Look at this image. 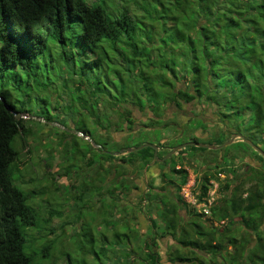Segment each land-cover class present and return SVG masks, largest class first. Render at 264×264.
Returning <instances> with one entry per match:
<instances>
[{
	"label": "trees",
	"instance_id": "16d2710c",
	"mask_svg": "<svg viewBox=\"0 0 264 264\" xmlns=\"http://www.w3.org/2000/svg\"><path fill=\"white\" fill-rule=\"evenodd\" d=\"M129 3L130 6L122 5L117 13L109 15L106 10L113 12V8L107 0L91 3L0 0V71L13 77L23 75L21 79L25 80L20 84L23 87L39 85L34 71L38 57L46 49L56 55L52 60L59 69L60 65L68 66L72 52L76 55L88 52L93 56L77 67L80 78L84 67L95 68L94 107L79 99L85 110L81 116L90 118L94 126L91 130L95 133L92 139L96 144L95 154L85 151L80 157L85 164L92 166L95 162L96 165L90 179L95 178V189L89 187V191L102 189L103 174L107 175L111 169L103 165V159L115 157L130 166L153 159V147L149 146L114 155L121 146H116L107 132L122 131V128L132 131V108L151 114L143 128H157L153 123L166 126L161 118L162 106L179 109L184 103L205 101L215 106V114L221 121L226 120L244 138L253 144L262 142L264 0H131ZM13 83L18 85L17 80ZM82 83L83 80L77 82V91ZM7 93L0 90V264H32L36 254L23 250L27 241L24 230L38 227L37 233L43 231L39 218L46 223L57 212L49 209L48 218L38 216L37 209L26 202L33 191L24 192L12 182L13 175L17 174L18 158L12 141L29 129L21 118L13 116L15 112H27L25 106L20 104V110L17 109L7 100L10 97ZM123 106H126L124 110ZM41 118L49 120L46 116ZM140 144L143 142L133 146ZM240 144L251 149L245 143ZM164 154L157 150L155 156ZM222 161L221 168L227 165L223 157ZM169 171L177 175V180L167 178L165 172H161L162 179L178 190L186 180V169L171 167ZM211 177L214 176L203 173L198 178L201 193L205 192V184ZM112 190L116 191L115 186L109 192ZM219 190L223 193L210 207L209 218L228 221L229 226L216 228L209 218L206 226L197 223L201 214L186 210V203L174 193L168 208L156 213L161 227L147 215V236L131 231L129 238L127 232L98 229L96 225L95 264H158L156 240L165 235L177 243L168 252V264H264V233L259 229L264 221L263 189L245 188L243 177H225L219 183ZM152 197L145 192L141 200L152 202ZM111 202L114 203L108 198L105 204ZM182 209L188 214L184 222L190 233L181 225L179 211ZM102 211L106 213L105 208ZM109 216L113 217L114 213L110 212ZM234 218L238 228L232 226ZM99 222L106 225L105 218ZM250 236L254 239L251 246L248 245ZM225 244L230 245L231 251L225 249ZM50 249V242L42 246L41 257L47 256ZM223 250V262L216 263V254ZM236 257L238 261L234 262Z\"/></svg>",
	"mask_w": 264,
	"mask_h": 264
},
{
	"label": "rangeland",
	"instance_id": "374dc122",
	"mask_svg": "<svg viewBox=\"0 0 264 264\" xmlns=\"http://www.w3.org/2000/svg\"><path fill=\"white\" fill-rule=\"evenodd\" d=\"M86 1L91 3L95 0ZM130 1L107 0L114 13L111 10L106 11L111 13L109 15H113L125 4L130 6ZM55 56L53 52H48L46 49L38 57L39 63L34 72L37 74L35 77L39 85L32 82L37 88L20 85L21 81L25 80V78L21 79L23 75L13 77L7 72L0 71V90L10 94L7 100L17 109L20 110V104L25 106L27 112H21L19 118L29 129V132L25 134L19 133L12 141L13 149L18 151V158L15 161L17 174L13 175L12 182L24 192L33 191L34 194L26 202L37 209L38 216L48 218L47 210L49 209L57 212L46 223L39 218L38 222L43 227V231L40 230L37 233L38 227H29L24 230L27 241L23 250L26 253L32 250L36 254L32 264H95L96 225L98 229L127 232L129 238L131 231L137 232L141 237L148 235L147 215L155 219L156 226L161 227V219L156 217V213L168 208L174 193L179 194L180 190V188L174 189L173 185L167 184L162 179L161 172H165L167 178L177 180L175 177L177 175L169 171L171 167L186 169V180H194L196 186L198 178L203 173L212 174L214 177L209 178L205 185H208L209 180L215 181L218 184V198L223 193L219 190V183L225 177L232 179L243 177L245 188L264 191L262 162L251 149L244 148L240 144L242 141L239 138H233L229 144L215 150L198 149L193 145V147L183 146L161 160L171 148L193 141L192 139L198 143L220 145L225 143L233 135L232 133H240L231 128L226 120L221 121L216 116L214 105L198 100L184 103L179 109L162 106L161 118L166 126L164 124L158 126L160 122L153 123L157 128L153 126L143 128L142 125L148 122L147 119L152 117L151 114L132 108L130 115L134 120L133 130L128 131L124 128L122 131L108 130L107 134L115 140L116 146H121V149L143 142L153 146L159 145L160 148L155 146V153L158 150L165 154L158 155L156 160L152 162V159L146 164L139 161L135 166L124 164L115 157L103 159V165L111 169L107 175L103 174L105 181L101 185L102 189L98 192L89 191V187L95 189V178L90 179L95 174L93 172L96 165L94 162L92 166H89L80 157L85 151L95 154V145L92 141L95 139V133L91 130L94 126L90 124V118L81 116L85 110L80 102L82 100L91 107L95 105V68L90 70L84 67L79 73L80 78L77 67L80 62L89 60L93 56L88 52L78 55L72 52L68 66L60 65L61 69L53 63L52 58ZM72 71L75 75L71 74ZM13 80H17L18 85H15ZM79 80H83V86L77 91L75 87ZM93 88V94H91L90 91ZM124 108L126 106L121 107L122 110ZM22 115H26V118L21 117ZM41 116H46L49 120L42 119ZM82 132L88 135V139L81 137ZM60 134L62 135L58 139ZM214 142H220V144H214ZM259 143L261 150L264 151V139ZM121 154L124 155L126 152ZM222 157L227 164L222 167L224 171L218 170L222 169ZM218 173H221V178L218 177ZM111 186H115L114 193L113 190L109 192ZM145 192L153 196L152 202L141 200ZM108 198L115 204L111 202L109 206L106 205ZM103 208L106 211V213L102 211L104 215L101 212ZM189 209L192 208L186 203V210ZM110 212L114 213L113 217L109 216ZM179 214L182 218L181 225L185 226L184 228L190 233L191 230L184 222L188 214L183 209L179 211ZM209 217L201 214L196 222L206 226L208 225L206 220ZM101 218H105L106 225L99 222ZM209 219L212 225L219 229L223 225H228V221L225 220L218 222L213 218ZM232 226L238 228L235 218ZM259 229L264 233V221ZM250 238L249 246L254 243L253 236ZM49 242L51 243L49 254L42 258L40 249ZM156 243L160 254L158 264H168L170 257L168 252L177 246L176 241L169 235H165L158 237ZM230 248V245L225 244L226 250L231 251ZM224 254L225 250L216 254V263L223 262ZM235 261H238L237 257Z\"/></svg>",
	"mask_w": 264,
	"mask_h": 264
},
{
	"label": "built area",
	"instance_id": "2783aa9c",
	"mask_svg": "<svg viewBox=\"0 0 264 264\" xmlns=\"http://www.w3.org/2000/svg\"><path fill=\"white\" fill-rule=\"evenodd\" d=\"M21 117L26 118V115H22ZM218 177H222L221 173H218ZM217 187L218 184L215 181L209 180L205 192L201 193L194 180H186L180 186L179 195L193 210L204 216H209L210 207L218 198Z\"/></svg>",
	"mask_w": 264,
	"mask_h": 264
},
{
	"label": "water",
	"instance_id": "95a60500",
	"mask_svg": "<svg viewBox=\"0 0 264 264\" xmlns=\"http://www.w3.org/2000/svg\"><path fill=\"white\" fill-rule=\"evenodd\" d=\"M8 110H10L9 108H7ZM13 116L15 119H18L20 117V113L19 112H15L13 113ZM81 137L85 138V139H88L87 136L83 135L82 133H80ZM233 138H239L240 141H242L243 143L247 144L248 146H250L254 151H256L262 158V161L264 163V152L261 151V149L253 144L250 140L246 139L243 137L242 134H233L225 143H222L220 145H212V144H204V143H198V142H195V141H187V142H184L180 145H177V146H174L173 148L170 149L169 153L167 155H165L161 160H164L165 158H167L171 153H173L174 151H176L177 149L183 147V146H187V145H193V146H196V147H200V148H207V149H212V150H215V149H218V148H221L227 144H229ZM93 145L96 146L95 143H93ZM144 146H152L150 145L149 143H143V144H140V145H137V146H133V147H128V148H122L120 151L118 152H115L114 155H118V154H121V153H129V152H132V151H136V150H139L140 148L144 147ZM154 148V153H153V160H156L157 158L155 157V151H156V147L152 146Z\"/></svg>",
	"mask_w": 264,
	"mask_h": 264
},
{
	"label": "flooded vegetation",
	"instance_id": "af4514ba",
	"mask_svg": "<svg viewBox=\"0 0 264 264\" xmlns=\"http://www.w3.org/2000/svg\"><path fill=\"white\" fill-rule=\"evenodd\" d=\"M232 134H237V133H232ZM240 134V133H239ZM243 143V142H242ZM150 144V143H149ZM151 145V144H150ZM255 145H257L260 149H261V147H260V143H258V144H255ZM153 146V145H152ZM150 147V146H149ZM155 147V146H154ZM252 149V148H251ZM153 150H154V148H153ZM253 150V149H252ZM254 151V150H253ZM261 151H263V150H261ZM254 152H256V151H254ZM264 152V151H263ZM257 153V152H256ZM258 154V153H257ZM259 155V154H258ZM260 156V155H259ZM156 157V156H155ZM261 157V156H260ZM261 160H262V158H261ZM260 160V161H261ZM262 162V166L264 167V163H263V161H261ZM243 172V171H242Z\"/></svg>",
	"mask_w": 264,
	"mask_h": 264
}]
</instances>
